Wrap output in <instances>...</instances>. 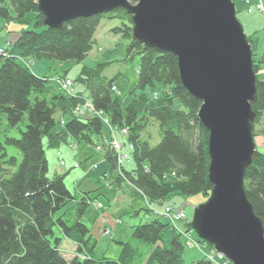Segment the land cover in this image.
I'll return each instance as SVG.
<instances>
[{"label": "trees", "instance_id": "obj_1", "mask_svg": "<svg viewBox=\"0 0 264 264\" xmlns=\"http://www.w3.org/2000/svg\"><path fill=\"white\" fill-rule=\"evenodd\" d=\"M1 2L0 20L24 22L29 13L35 14V19L32 29L21 31L6 49L8 54L0 55V264H186L181 233L160 219L140 223L133 229L132 239L147 246V253L127 242L118 243L121 252L115 260L93 257L90 231L81 223L88 200L81 197L75 202L76 197L64 185V176L47 177L43 140L50 148H57L68 138L93 145L92 137L100 136L102 125L97 118L71 114L57 129V112L70 113L81 98L62 93L50 99L41 97L44 90L48 91L45 76L34 75L19 61L32 58L80 62L91 50L100 22L119 20L120 26L112 32L128 40V51L140 57L135 89L144 91L159 84L166 90L156 100L142 93L124 107L119 98L111 97V81L101 77L104 65L93 71L83 69L80 83L86 85L95 109L106 113L112 125L130 129L135 168L130 173L123 172L129 185L149 201L160 202L170 196L207 197L212 189L208 180V134L197 119L201 102L182 87L176 56L131 41L132 22L123 10L47 28L35 0H8L12 18ZM261 57L257 62L253 58L257 99L251 108L255 124L264 115V54ZM259 67L263 74H258ZM24 118L27 125L21 131L19 124ZM149 120L158 123L161 133L154 147L140 141ZM12 130L19 131V138L9 136ZM106 161L113 165L111 156ZM117 183H121L119 178ZM244 191L264 229V153L257 150L244 172ZM71 202L75 205L69 207ZM69 243L71 259L62 254ZM192 264L210 263L203 258Z\"/></svg>", "mask_w": 264, "mask_h": 264}, {"label": "rangeland", "instance_id": "obj_2", "mask_svg": "<svg viewBox=\"0 0 264 264\" xmlns=\"http://www.w3.org/2000/svg\"><path fill=\"white\" fill-rule=\"evenodd\" d=\"M35 1L37 3V0ZM231 1L235 6L236 18L241 24L246 41L251 47L253 69L255 64H253V58L254 62H257L264 54V0ZM128 2L132 6L136 5V1L133 4L129 0ZM1 3L2 7L7 8L10 12V17H14L8 0H2ZM258 4H262L263 9L258 8ZM252 9H254L253 12ZM116 10L125 11L132 22V14H129L124 9ZM34 19L35 14L29 13L25 18V21L28 22H20L14 19L8 22L4 19L0 20V55L8 54L7 50L10 44L15 42L21 31L32 29ZM30 21L31 23H29ZM119 26L120 21L117 19L102 20L94 33L91 50L85 54L84 59L80 62H59L51 59L34 60L32 58L19 60L34 75L41 78L45 76L48 82V87H46L48 91L44 90L45 92L41 94V97L47 96L50 99L53 94L62 93L68 97L81 98L82 101L73 107L70 113L61 114L57 112L55 115L57 129L64 121L70 118L71 114L82 118H97L102 125L100 136L92 137L93 145L78 144L68 138L59 148H50L47 140L44 139L43 148L48 163L47 177L52 179L64 176V184L69 192L76 197L75 202L82 197L80 194L90 193L89 195L100 203L97 207H94L93 204L89 205L81 218V223L90 231L92 255L96 259H117L121 252V247L118 243L129 242L133 246L139 247L142 253H147V246L140 245L132 239L133 229L140 223L152 219H160L176 227L181 233L182 244L184 245L183 260L186 264L196 263L203 258L210 264H232L223 254L217 252L213 246L200 240L191 226L195 209L205 204L210 199V194L207 197L196 195L188 198L170 196L160 202H151L130 186L124 176L123 172L130 173L135 168L133 162L134 147L129 141L130 129L128 127H115L111 124L106 113L95 109L86 85L80 83L81 72L83 69L93 71L99 65H104L101 77L105 81H111V97L119 98L121 105L124 107L142 93L147 98L156 100L161 91H165L166 88L156 84L153 89L150 87H147L144 91L135 89L137 73L140 68V57L128 51L130 44L128 40L124 39L120 34L112 32L114 28ZM130 26L131 41L144 46L133 39L134 24L132 23ZM45 27L47 26L45 25ZM145 47L173 54V52L161 50L157 47ZM259 69L261 70V68H258V72ZM258 74L263 73L260 71ZM254 76L256 87L257 75L255 72ZM62 80L67 82L66 85L69 84V87L62 86L60 83ZM255 102L251 104V107ZM175 106L178 107V102L176 101ZM2 122L5 124L4 119H2ZM254 122L255 118L250 122V131L255 150L264 153V115L259 124ZM26 125L27 121L24 118L19 124V129L24 131ZM9 136L19 138L20 134L19 131L12 130ZM160 140L161 133L158 123L154 120H149L141 133L140 141H145L151 147H154L158 145ZM58 153L62 154L65 169L59 165ZM108 153L109 155H107ZM108 156L113 158V169H111L110 163L106 161ZM18 160L20 161V158ZM74 163H80V167L72 168ZM117 178L121 180L120 184H116ZM75 202H71L69 207L74 206ZM176 216L181 218L177 219ZM67 248H72L70 243L64 245L62 254L67 259H71L72 253Z\"/></svg>", "mask_w": 264, "mask_h": 264}, {"label": "water", "instance_id": "obj_3", "mask_svg": "<svg viewBox=\"0 0 264 264\" xmlns=\"http://www.w3.org/2000/svg\"><path fill=\"white\" fill-rule=\"evenodd\" d=\"M37 0L49 28L124 9L133 39L173 52L180 81L201 102L208 131L210 199L194 211L192 229L232 264H264V229L244 191L255 146V76L251 47L231 0Z\"/></svg>", "mask_w": 264, "mask_h": 264}, {"label": "bare ground", "instance_id": "obj_4", "mask_svg": "<svg viewBox=\"0 0 264 264\" xmlns=\"http://www.w3.org/2000/svg\"><path fill=\"white\" fill-rule=\"evenodd\" d=\"M254 11V9H252V12ZM47 144H48V142H47ZM60 146H58L57 148H59ZM256 151V150H255ZM58 160H59V165L63 168V169H65L66 167H65V162H64V159H63V157H62V154L61 153H58ZM46 161H47V159H46ZM47 165H48V163H47ZM80 167V163H74L73 164V166H72V168H79ZM65 185V184H64ZM67 188V187H66ZM68 190V189H67ZM90 193H82V195L80 194V196H82V197H86V199L88 200V203H89V205H91V204H93L94 205V207H97V205L98 204H100L98 201H97V199H94V198H92L90 195H89Z\"/></svg>", "mask_w": 264, "mask_h": 264}, {"label": "built area", "instance_id": "obj_5", "mask_svg": "<svg viewBox=\"0 0 264 264\" xmlns=\"http://www.w3.org/2000/svg\"><path fill=\"white\" fill-rule=\"evenodd\" d=\"M257 7L260 8V9H263L262 4H258ZM254 8H255V7H254ZM250 11H251V10H250ZM60 83H61V85L64 86V87H69V84L66 85L67 82H64V80H62V82H60ZM176 218H177V219H180L181 217L176 216Z\"/></svg>", "mask_w": 264, "mask_h": 264}]
</instances>
